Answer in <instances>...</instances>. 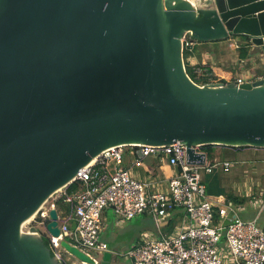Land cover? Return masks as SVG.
<instances>
[{
  "label": "water",
  "instance_id": "obj_1",
  "mask_svg": "<svg viewBox=\"0 0 264 264\" xmlns=\"http://www.w3.org/2000/svg\"><path fill=\"white\" fill-rule=\"evenodd\" d=\"M186 34L261 48L264 0H0V264H62L22 224L108 147L179 141L195 164L197 145L264 147V77L195 83ZM45 229L60 235L54 207Z\"/></svg>",
  "mask_w": 264,
  "mask_h": 264
},
{
  "label": "built area",
  "instance_id": "obj_2",
  "mask_svg": "<svg viewBox=\"0 0 264 264\" xmlns=\"http://www.w3.org/2000/svg\"><path fill=\"white\" fill-rule=\"evenodd\" d=\"M197 43V42H196ZM189 34L182 38L183 49L192 50L196 44ZM238 47V43H230ZM264 68V54H261ZM212 58L204 54L202 62L192 66L190 78L197 84L233 82L237 86L264 77L253 73H240L234 77L213 76ZM204 145H197V152ZM126 150L134 151L135 163L154 156L165 160L173 168L164 186L156 187L160 180H142L133 175L131 168L122 166ZM236 162L229 159L207 158L203 164L187 162L186 146L179 142L161 146L152 144L115 145L101 151L90 163L82 167L69 183H77L71 191L64 187L60 197L69 204L68 210L58 213L60 235L52 236L45 229L51 208L39 209V225L51 243L53 253L62 262L59 241L66 239L88 253L99 264L104 251H111L102 240L103 212L111 207L117 217L133 218L149 214L158 226L168 222L176 208L184 211L183 219L169 233L143 232L126 255L132 264H264V222L257 218H242L235 207L215 203L207 194L203 174L219 167L229 171ZM57 199V200H58ZM264 208V195L254 200ZM36 221V220H35ZM29 229V231L31 230Z\"/></svg>",
  "mask_w": 264,
  "mask_h": 264
},
{
  "label": "crops",
  "instance_id": "obj_3",
  "mask_svg": "<svg viewBox=\"0 0 264 264\" xmlns=\"http://www.w3.org/2000/svg\"><path fill=\"white\" fill-rule=\"evenodd\" d=\"M224 42H225L224 40H220V41L218 40L217 43H214L217 50L216 53L218 54V52L219 53L226 52L227 53L226 58L230 59V56L228 55L230 51L228 50ZM198 47H197L198 56L192 62L195 61L202 62L204 58L203 52L205 47H201L203 49L200 48L199 50ZM256 50L259 51L260 49L251 45V56H249L247 60L248 62L247 64H249L250 67L257 66L258 61L255 55ZM217 54L216 56L218 57ZM216 69L218 73L222 74L220 76L226 77V75L231 73V71L229 72L221 67L213 66V70L215 72ZM249 73H253L256 76L262 74L263 71H259L257 69L253 71L251 69ZM202 150L206 151L207 158L209 160H213L214 158H220V159H229V160L235 159L236 161L247 162V168L244 169H241L237 165L231 167L229 171L220 170L221 168H218L215 169L214 172L211 174L208 173L203 174V180L206 185L207 194L209 195L211 200L214 201L215 209L217 208V206L221 205V203H226L235 207L238 211V214L242 218H246V219L257 218L258 221H260L259 219L261 218L264 219V208L261 209L260 204H257L254 201L255 199H258V197H256L254 194L256 193L257 195L260 189L262 190L260 193H263L264 195V147H252V146L232 147V146H224V145H213L210 147V149H208V151L210 152H207V150H205L204 148H202ZM136 156L137 154H135L134 151L126 150L124 154V161L122 166L125 168H131L133 175H135L139 179L145 181L160 180V184H158L156 187L164 186V182H162V180H166L167 177L171 176L174 172L173 168L169 166L164 159L160 160L154 156L142 158L139 161V163H143V165L142 167H138L139 163L134 162ZM232 168L234 169L232 170ZM241 181L242 184H239ZM249 193H252V195L247 197ZM109 209L110 208H107L103 212L104 229L101 233L102 240L105 241L107 244L108 242L104 240L103 234H104V230L108 226V223H110L111 221L108 214ZM60 211H58V213ZM183 215H184L183 209L176 208L173 211L172 217L169 219V221L162 223L159 226L158 224L155 223V221L149 214L146 213L140 214L137 215L136 217H137V221L141 223V227H144V225L151 227L140 231V233L146 231L147 232L150 231L152 233H156L158 231L161 233H169L172 230L169 231L166 229L168 228L170 222L173 221L174 219L175 221H178L180 224L183 219ZM263 222L264 220L261 223ZM138 239L139 236L137 238L136 235L135 241L131 245L133 246L134 244H136ZM108 246L110 247L109 244ZM109 249L112 251L116 250L114 249V247H110ZM129 262L131 264L132 260L130 259ZM227 262H228L227 264H231L229 263V261ZM110 264H118L117 256H113L111 258Z\"/></svg>",
  "mask_w": 264,
  "mask_h": 264
},
{
  "label": "rangeland",
  "instance_id": "obj_4",
  "mask_svg": "<svg viewBox=\"0 0 264 264\" xmlns=\"http://www.w3.org/2000/svg\"><path fill=\"white\" fill-rule=\"evenodd\" d=\"M196 1H199L202 4L207 2L206 0H196ZM238 39L239 38H237V40ZM224 40H225L224 44L226 45V47L230 51L229 54H228L230 56V59H227L226 58L227 57V53L226 52L225 53H222V52L219 53L218 52V54L216 53L218 55V57L215 56V55H213V54H211V51L217 52L216 47H215L214 44H211L210 43V44L202 45V43L200 42L201 44H199L198 46L205 47L203 53L206 56H210L212 59L214 57L219 58V61H221L225 65L228 64V66L226 68L223 67V69H226L229 72L231 71V73L228 74V75H226V77H230V76L231 77H234V76H236V75H238L240 73L250 72L251 69L253 71L256 70V69L259 70V71H264L263 63H262V59H261V54H264V47H261L262 49L261 48H258L260 50L259 51L256 50V52H255V55H256L257 61H258L257 66L250 67V65L247 64L248 63L247 60L241 61L240 64L237 66V64L235 63V61H236V56H237V53H238V49L237 48L235 49L230 44V43L236 42L237 40L234 39L232 36H230V37H228L227 39H224ZM201 47H198V50ZM201 49H203V48H201ZM223 57H225V58H223ZM216 58H214L213 60H215ZM259 73H261V72H259ZM220 75H222V74L218 73L217 72V69H216V72L213 71V76L216 79L219 78V77H223V76H220ZM230 160L236 162V164H234V166H237L238 165L241 169L247 168V162L246 161H236L235 159H230ZM142 165H143V163H139L138 164V167H142ZM218 168L219 167H217L215 169H218ZM233 169L234 168H232V170ZM220 170H222V169H220ZM239 184H242V181ZM66 186H64V187H66ZM64 187H62V188L58 189L57 191H55L42 204L41 209L51 208V203L55 202L60 197L62 191L64 190L63 189ZM261 191L262 190L260 189L258 191V194L256 195V193H255L254 195L256 197H259V195L260 196H263V193H260ZM250 195H252V193H249L247 195V197H249ZM65 204L67 205V207L69 206L68 203H65ZM54 208H56V206H54ZM109 208L110 209L108 211V214H109V218L111 219V221H110V223H108L107 228L104 230L103 238H104V240H106L108 242V244L110 245V247H114V249H116V250H113V251H115L117 253L115 256H117L118 264H130V262H129L130 261V257H128L126 255V252L131 248V246H132L131 244L134 243L135 238H136V235H137V238H138V236L140 237L142 235V232L140 233V231H142L144 229L151 228V227L146 226V225H144V227H141V223H139L137 221V217L136 216L133 217V218H127V219L126 218L117 217L116 214L114 213L113 209L111 207H109ZM38 217H39L38 212H36L31 217V219H29L26 223H24V225L22 226V230L25 231V232H27V231H29V229L33 225L34 226H39L41 228L43 225H39L37 223ZM259 220L260 221H258V222L261 223L264 219L261 218ZM178 224H179V222L178 221H175L173 219V221L170 222V224L168 225V228L166 230H169V231L170 230H173ZM42 233H44V232H42ZM169 234H171V233L169 232ZM61 251H62V257H63V259L65 261H68L70 264H88V263H83V262L78 261L73 255L69 254L64 249H61Z\"/></svg>",
  "mask_w": 264,
  "mask_h": 264
},
{
  "label": "trees",
  "instance_id": "obj_5",
  "mask_svg": "<svg viewBox=\"0 0 264 264\" xmlns=\"http://www.w3.org/2000/svg\"><path fill=\"white\" fill-rule=\"evenodd\" d=\"M232 37L234 39H236V40H237V38H239L236 41L238 43V47H236L238 49V53H237V57H236V61H235V63L238 66L241 61L248 60L249 56H251V45H252V43L250 42L249 38L246 35H235V36H232ZM217 42H218V40L210 41V42H201V43H202V45H206V44H210V43L214 44V43H217ZM201 43L197 42L193 46L192 50H188V49L185 48L184 51H183V58H184L185 68H186L187 73L191 77L193 76L192 66L194 64L200 63V62H197V61H195V62H192V61L198 56L197 46L199 44H201ZM211 54L216 56V52L215 51H211ZM214 58H216V57H214ZM213 59H212V64H211V69L212 70H213V66H218V67H221V68H223V67L226 68L228 66L227 64L225 65L224 63L219 61L218 58H216L215 60H213ZM213 145H217V144L204 145L203 148L205 150H207V152H210V151H208V149H210V147L213 146ZM242 147H244V146H242ZM213 172H211V173H213ZM211 173H208V174H211ZM76 187H77V183H71V184L68 185V190L71 191V190L75 189ZM54 204L56 206L57 211H60V210H63V209L64 210H68V208H69V206L67 207V205L61 199L56 200L54 202ZM38 220H40V219H38ZM42 238H43V241L45 242V244L48 245L51 248V243H50V239L48 238V236L45 235L44 233H42ZM51 252L53 254V249L52 248H51ZM61 263L62 264H70L68 261H65L64 259L62 260Z\"/></svg>",
  "mask_w": 264,
  "mask_h": 264
},
{
  "label": "bare ground",
  "instance_id": "obj_6",
  "mask_svg": "<svg viewBox=\"0 0 264 264\" xmlns=\"http://www.w3.org/2000/svg\"><path fill=\"white\" fill-rule=\"evenodd\" d=\"M193 4H195L196 6H199V5H201V6H203L205 3H201V2H199V1H196V0H190ZM206 1H208V0H206ZM32 217V216H31ZM31 217L30 218H28L27 220H25L24 222H23V224H22V226L24 225V223H26L29 219H31Z\"/></svg>",
  "mask_w": 264,
  "mask_h": 264
}]
</instances>
